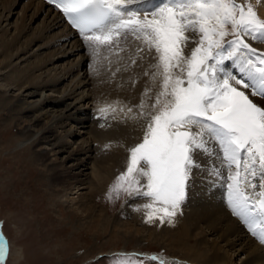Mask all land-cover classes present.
Returning a JSON list of instances; mask_svg holds the SVG:
<instances>
[{"label":"snow or ice","instance_id":"snow-or-ice-1","mask_svg":"<svg viewBox=\"0 0 264 264\" xmlns=\"http://www.w3.org/2000/svg\"><path fill=\"white\" fill-rule=\"evenodd\" d=\"M50 2L96 55L123 44L155 60L150 79L159 90L150 111L139 105L143 134L127 148L109 199L146 198V222L172 224L198 177L223 179L232 214L264 245V106L254 102L264 100V49L249 42L264 45V18L251 0ZM109 109L116 110L99 109L104 119ZM6 252L0 244V260ZM111 264H168V257L121 253Z\"/></svg>","mask_w":264,"mask_h":264},{"label":"bare ground","instance_id":"bare-ground-1","mask_svg":"<svg viewBox=\"0 0 264 264\" xmlns=\"http://www.w3.org/2000/svg\"><path fill=\"white\" fill-rule=\"evenodd\" d=\"M259 16L264 18V4L259 7ZM249 42L264 49V45ZM193 45L189 43L185 52ZM121 47L124 51L108 52L102 48L96 55L82 36L64 23L60 13L43 1L0 0V85L5 87L0 98L10 99L7 106L15 112L16 119L30 117L33 125L39 127L35 130L25 126L20 145L42 147L35 154L37 158L54 156L50 169L55 179L53 197L69 198L70 191L81 188L80 194L70 201L81 214H87L84 218L89 223L96 220L100 224L103 218L84 190L100 189L112 170L126 162L127 148L140 142L143 117L140 112L139 118L134 116L136 101L132 97L143 90L140 98L145 102L149 98L145 87L153 84L144 73L147 71L151 77L150 65L155 60L145 53L137 54L135 46ZM134 56L136 66L132 63ZM91 59L98 62L91 66ZM87 61L90 68L86 67ZM111 62L114 64L110 66ZM103 78L109 81L107 85H102ZM92 101L98 105L96 112L86 110ZM254 102L264 106V100L254 98ZM107 105L116 110L109 109L108 118L104 119L99 109ZM102 146L109 148L108 157L94 161L92 153ZM225 185L223 179L198 177L176 216L177 230L145 231L131 223H123V227L134 238L167 248L170 254L161 255L168 257V264H264V245L232 214ZM69 208L71 217L83 220ZM1 227L0 224L1 237L7 244ZM175 250L186 256H176ZM187 256H199L200 262Z\"/></svg>","mask_w":264,"mask_h":264},{"label":"rangeland","instance_id":"rangeland-1","mask_svg":"<svg viewBox=\"0 0 264 264\" xmlns=\"http://www.w3.org/2000/svg\"><path fill=\"white\" fill-rule=\"evenodd\" d=\"M251 2L259 15L261 0H251ZM193 46L195 47V44ZM133 58L136 66L137 58L136 56ZM88 61L86 66L88 68L98 62L91 59L90 66ZM113 64L114 62H111L110 66ZM147 77L150 78L149 75ZM90 78L92 82V76ZM101 82L102 85L109 83L104 78ZM146 88L151 91L149 98L144 99L145 102L140 98L143 90L132 97V101H136V106L133 107L136 118H139L141 112L139 105L142 101L145 103L144 111L151 110L150 106L155 102V95L159 90L158 82L155 85L149 84ZM89 89L93 90V87L90 86ZM1 90H5V87L0 85ZM9 100L0 98V224L7 241L6 264H111L114 254L146 252L170 254L167 248L151 240H142L139 237L135 239L131 232L125 231L123 223L134 224L135 227L145 231L156 229L157 232H161L164 229L177 230L178 217L172 224L167 222L161 224L159 221L148 223L142 207L148 202L146 198H131L123 192L118 196L113 192L112 198L108 197L117 177L126 171L129 158L127 150L126 162L112 170L111 177L100 189L94 191L82 189L84 192H89V194L87 192L88 198L90 196L89 199L96 211L102 214L103 218L101 225L95 223V219L89 223V219L84 218L87 214H81L76 205L70 201L80 194L81 188L70 191L69 198L53 197L55 179L50 169L54 166L52 160L54 156L37 158L35 154L42 147L20 145L25 126H31L35 130L39 127L33 125L30 117L16 119L15 112H10L7 106ZM86 110L96 112L98 110L96 101H92ZM73 144L75 145L74 141ZM44 148L49 150L48 146ZM108 152H110L109 148L102 146L92 153V158L94 161L102 160L108 157ZM63 157L64 154L60 160ZM207 182L208 185L212 184V181ZM70 206L83 220L73 215L71 217ZM174 254L186 256L179 250H175ZM187 258L200 262L199 256L198 258L187 256ZM192 263L194 262L189 264Z\"/></svg>","mask_w":264,"mask_h":264},{"label":"water","instance_id":"water-1","mask_svg":"<svg viewBox=\"0 0 264 264\" xmlns=\"http://www.w3.org/2000/svg\"><path fill=\"white\" fill-rule=\"evenodd\" d=\"M0 244H5L4 241H3V239H2V237H1V235H0ZM5 258H6V254H5L3 260H0V264H3L4 263Z\"/></svg>","mask_w":264,"mask_h":264}]
</instances>
